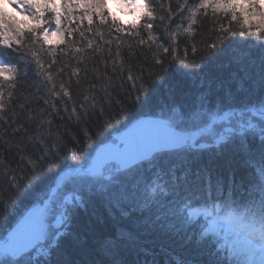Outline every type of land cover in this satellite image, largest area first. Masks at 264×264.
<instances>
[{"label": "trees", "instance_id": "obj_1", "mask_svg": "<svg viewBox=\"0 0 264 264\" xmlns=\"http://www.w3.org/2000/svg\"><path fill=\"white\" fill-rule=\"evenodd\" d=\"M31 11L40 22L24 24L19 34L12 35L4 52L15 71L9 73L10 78L0 76L5 105L0 111V238L25 210L42 200L45 186L70 160L83 154L74 144L82 143L85 135L92 138L86 146L92 145L139 117L166 113L171 104L190 114L198 108L251 105L264 96V36L248 35V25L240 27L244 19L239 12V19L232 21L223 13L214 19L209 10L208 16L198 17L199 23L193 25L196 34L189 37L183 32L188 21L182 17L187 13L179 10L177 0H147L146 14L129 28L107 15L97 18L92 11H68L61 13L60 38L46 44L39 26L45 27V21L51 25L55 11L50 5ZM147 23L152 29L144 27ZM221 24L236 35L223 33ZM251 26L254 30L255 25ZM149 32L154 41L149 40ZM173 32L185 41L184 47L173 44L169 35ZM221 36L215 49L206 47ZM165 47L168 52L163 51ZM256 141L244 157L231 151L210 159L199 156L202 160L197 166L191 163L183 170L193 167L201 174L224 178L234 171L233 178L245 182L262 163L261 141ZM43 153L46 159L38 160ZM170 162L166 158L163 165ZM237 164L247 170L246 175L234 170ZM182 171L177 175L180 180ZM196 171L188 182L174 186L180 192L188 189L197 179ZM115 183L87 195L82 206L74 209L79 210V217L69 216L56 244L29 264H156V253L148 241L162 239L174 251L172 264H226L216 243L201 236L197 225L185 216L175 215L168 201L140 202L145 195V185H141L135 199L134 193L126 197L140 204L141 211H133L123 200L117 204L115 196L106 194ZM166 210L173 214L172 224L162 222ZM146 211L156 214L149 223L138 215ZM151 229H160V235L154 238ZM176 254L185 259L179 261Z\"/></svg>", "mask_w": 264, "mask_h": 264}, {"label": "snow or ice", "instance_id": "obj_2", "mask_svg": "<svg viewBox=\"0 0 264 264\" xmlns=\"http://www.w3.org/2000/svg\"><path fill=\"white\" fill-rule=\"evenodd\" d=\"M259 0H248L249 7L254 9L255 11L250 14H245L243 10V6L241 0H177V6L179 10L183 13L186 12V16H183L182 19H187L188 24L186 28H183V32L187 33L189 37H192L196 34L193 25L199 23L198 17L200 16H208L209 10H211L212 17L214 19L218 18V14L223 13L224 16H230L232 21H237L239 17L237 16V8L240 7V15L244 17L243 23L240 24L241 28H244L245 25H248V35L255 37L264 36V12H260L257 9V3ZM26 3L30 8L36 9L38 12L41 9H48L50 4H54V0H26ZM95 7H103L102 0L98 2ZM257 16L258 23L255 25V29L250 23V16ZM149 19L152 18L151 11L148 12ZM34 19H39V16L33 15ZM163 19V18H161ZM57 24H59V17L56 18ZM218 22V21H217ZM5 19L3 13H0V29L5 27ZM13 24L16 21H12ZM147 29H152L153 25L151 23H147L144 25ZM181 25H177V29H180ZM220 29L223 33L227 35H236V33L229 28H225L223 24L220 25ZM30 31H32L30 29ZM19 34V32L17 33ZM178 33H169L171 36L173 44L176 41V35ZM47 32H45V36ZM240 35H244L243 32ZM149 40L154 41V37L149 32ZM223 40V36L219 37L216 42L211 43L210 45H206L211 49H215L220 41ZM141 43H144L141 40ZM91 46V45H89ZM10 47V45H9ZM264 48V46H262ZM164 52H168L169 48H163ZM173 53H175L176 49L173 47ZM192 51H196L195 45H193ZM211 54V53H210ZM120 53L117 52V56L119 57ZM158 64L161 63L159 59L156 61ZM9 61H0V75L4 73H13L15 71L14 68L9 67ZM123 67V65H121ZM130 71V70H129ZM26 74V73H25ZM10 78V77H5ZM129 80H133V76L131 74L128 75ZM10 87H15V84L10 85ZM94 87V85H93ZM63 88V85H61ZM138 91H143V89H138ZM68 93L65 92V95ZM11 96V93H9ZM4 92L2 88H0V111H2L5 107L4 102ZM87 100V97H85ZM259 107L252 112V115L247 121L243 123H239L237 125V131L239 132L240 139L239 145L242 150L247 151V143L246 138L249 135H254L255 133H259L261 138V148H260V158H261V166L259 168V196L258 198H249L247 202L242 204L243 211H234L229 212L228 215L232 219V224L235 229L241 230L240 235H248L255 236L257 239L248 244L247 248L243 252L237 253V255H242L245 257L243 264H264V96H261L257 101ZM83 107V105H81ZM94 107V105H93ZM73 113L75 114V109H73ZM84 116H87L88 113L84 112ZM79 119V116H77ZM252 121H255L253 123ZM19 131V129H17ZM184 141L180 138L179 134L175 131L174 128L165 127L163 129H155L149 136L145 138L143 141L144 148L142 149L140 155L146 156L148 155L153 148L159 147L160 145H170L172 147H180ZM47 154L43 153L38 160L46 159ZM152 168L159 169V171H163V163L164 157L159 160L150 161ZM135 164V158L130 160L127 164L128 174L118 178V183L112 184V186L106 189V194L108 196H115L116 203L120 204L121 200L125 197L130 196L132 193L139 194L141 188V181H144L145 185V197H147V180L144 178L145 169L139 165ZM101 167H106V165H98L97 171L99 173ZM35 175V173H33ZM15 177H13V180ZM135 199V197H133ZM227 207V205H224ZM28 220H24L18 225L17 229L10 234L8 239L5 241L3 245H0V264H21L23 257L26 255V249L31 243V239L26 233V225ZM247 239V237H246ZM253 256L255 259H247V257Z\"/></svg>", "mask_w": 264, "mask_h": 264}, {"label": "rangeland", "instance_id": "obj_3", "mask_svg": "<svg viewBox=\"0 0 264 264\" xmlns=\"http://www.w3.org/2000/svg\"><path fill=\"white\" fill-rule=\"evenodd\" d=\"M1 1L5 4L4 6L5 8H3L4 10L0 9V13H3L4 15V19L6 22L5 24L11 27L12 30H15V28L18 27L20 23H24V20H22L17 16V14L21 12L17 10V6L13 0H1ZM105 2L110 10L111 16L117 18L118 20H120V16L124 17V21L120 20L121 23H123L124 25L133 24L139 18V15L144 7V0H105ZM262 3L264 4V0H262ZM13 20L16 21L15 24L12 23ZM43 37H45L47 41L49 39L52 40L55 37V33L50 30L47 32V35ZM256 108L258 107H255V109ZM240 112L241 114L236 115V117L231 116L229 122H231L232 124H237V123L239 124V123H243L244 121H247L250 118V115L248 113L247 115L242 114L245 113L244 110ZM169 116L170 115L167 116L169 120L173 121L170 123L172 126H177L176 123H178L179 121L188 119V115L178 116L175 114L172 117ZM207 117L208 119L203 124L201 123L205 119L203 116H199V117H195L192 121L184 123L179 127L180 130L186 129L185 131H182V134L186 137H189L188 139L192 140V141L189 140L188 143L186 142L188 146L197 147L198 145L199 147H202L205 145L206 142H204L203 144H195V143L203 141V138L205 139L207 138L206 140H213L214 138H225L229 134L228 132L220 131L223 129L222 126L224 124L223 122H221L219 125L213 123L208 124V122H210L209 115H207ZM229 122L227 124H229ZM252 122L255 123V121ZM196 126L200 128H197L195 130L192 129ZM214 126H217L216 127L217 130L214 129ZM194 131H196L195 135L192 134ZM85 161H86L85 163L86 167H88L90 163V158H86ZM68 169L70 171L75 170V167L68 166ZM117 170H118L117 167L111 165L105 167L102 173L97 177H91V176L88 177L87 175H81L80 173L73 175L65 174V177L62 174L58 175V183H60L61 185H57L55 187L56 190L50 199L51 202L49 204L48 210L45 213L46 221L48 222L47 225L45 223V237H44V241L39 245L37 252H42L43 250H45L46 247L53 241V237L56 235V232L52 229V221H53V225H55L57 228H59L61 226V223L65 221L64 218V213L66 210L65 203L69 199L75 200L77 202L81 201V197L78 196L79 194L84 193V195H87L89 191L98 190L107 181L104 179V175L109 174L110 179H112V175H115ZM80 177L83 180L80 181L79 180ZM78 181H80L79 185L76 186L75 183H77ZM82 183H84L85 185H82ZM86 190H88V192H86ZM54 209H56L55 212ZM211 231L217 232L222 236L227 235V237L231 238V240L224 247L231 249L230 252L233 255H235L234 257L239 256L237 255V253L243 252L247 248L248 244H250L252 241L256 239L254 237H250L251 235H248L247 233H245V235H240L241 230L238 229L236 230L233 227V224L231 223L225 225V224H221L217 220L212 221ZM3 241L4 238H0V245L3 244ZM26 258L28 259L29 256ZM243 258L245 260L244 256ZM255 258L256 257L253 256L247 257V259H255ZM24 261L26 260L23 259L21 261V264H23L22 262Z\"/></svg>", "mask_w": 264, "mask_h": 264}, {"label": "bare ground", "instance_id": "obj_4", "mask_svg": "<svg viewBox=\"0 0 264 264\" xmlns=\"http://www.w3.org/2000/svg\"><path fill=\"white\" fill-rule=\"evenodd\" d=\"M121 19L124 21V17H121ZM175 44L176 45H178L180 48L181 47H184V45H185V41H183V39H181L180 38V36H179V34H177L176 35V41H175ZM179 51V50H178ZM240 90H241V95H244V92H243V89H242V86L239 88ZM255 107H259V104L258 103H255V104H251V105H245V108L244 109H248V108H252V109H255ZM166 108H167V114L168 115H172L173 114V112H174V110H176V111H179V109H176L175 108V106L173 105V104H171V105H168V106H166ZM182 112V111H181ZM194 113H198V114H204V113H211V114H213V115H216V114H218V112H217V110L216 109H214V108H211V107H208V108H206V109H197L196 110V112H194ZM190 114H193V113H190ZM223 126V131L224 132H228L229 134L225 137V139L227 140V141H230V133L231 132H234L235 133V130H234V128H229L228 126V124H227V122H224V124L222 125ZM85 140L82 142V143H80L79 141H77V144H74V146L76 147V148H79V151L81 152V153H83L82 155H80V156H75L72 160H70V164L68 165V166H70V165H74L75 166V172H78V171H80V170H83V169H85L84 168V164L86 163V161H85V159L86 158H90V161H91V158H92V153H91V149L92 148H98L99 146H101V145H104L103 147H107V146H114V147H116L115 145H113L112 143H108L111 139H112V133L111 134H109L107 137H103V138H100L99 140H98V142L96 143V141L94 142V143H92V145H89V146H86V144H88V143H90L91 141H92V138H91V136L90 137H88V136H86L85 135ZM257 140V134H254V135H249V136H247V138H246V143H247V146H250V147H252L253 145L255 146V143L257 142L256 141ZM115 142H122L123 144H121L120 145V148H117L118 150H120L121 152H123V149H126L127 151H129L130 153H132V151L134 150V148H137V149H140V153H141V151H142V149L144 148V145H142V146H140V145H137L136 146V143H134V141H132L131 139H126V138H123V136L122 135H120V134H117L116 135V139L114 140ZM235 141H236V139H234L233 140V144H235ZM223 144H225V142H222V145ZM85 146H86V148H85ZM237 146H240L238 143H237ZM101 149V148H100ZM228 149H229V147H228ZM244 150H243V152L242 153H239L242 157H244V155H246L247 154V151H246V154H244ZM184 155H186V157H181L180 158V162H181V164L184 166V167H186V165H191V163H194L195 164V166H197V164L199 163V161H201L202 159L196 154V153H191V154H187V152H182ZM182 154V155H183ZM146 156H154V157H150V159L147 161V164H151L150 163V161H152V160H159L160 158H162V157H164L165 156V153H164V147L163 146H159L158 148H157V150H156V153L155 152H150L148 155H146ZM113 160H115L121 167H124L125 169H124V171L123 170H120L119 168H118V170H117V172H116V174L115 175H113L114 177H116L117 178V180H118V178H120V177H122V176H124V175H126V172H127V170H128V167H127V164H128V162H129V160H128V157H125V156H121L120 158H116V159H113ZM97 163H96V161H95V159H93L92 160V163H91V165H90V167L87 169V172H89V176H91V177H97L96 175H95V173H92V172H97V169H96V167L95 166H93V165H96ZM98 165V164H97ZM167 165V164H166ZM165 165V166H166ZM235 168L236 169H234V170H237V171H240L241 169H242V167L240 166V164H237V166H235ZM193 171H196V170H193V167H192V170L191 169H188V170H183L182 171V175H181V180H180V178H179V176L178 177H176V180H175V182H174V184L175 185H180V183H184V182H188L189 181V179H191L192 178V176H193ZM197 172V171H196ZM233 172L234 171H228V174L230 175V176H234L233 175ZM61 173H63V171L62 172H60L59 174H61ZM240 173L242 174V175H246V173H247V170H241L240 171ZM58 174V175H59ZM109 174H107V176H108ZM64 177H65V175H63ZM249 177V174H248V176H247V178ZM240 178H236V180H239ZM79 180L81 181V180H83V179H81V177L79 178ZM80 181H78L77 183H75L76 184V186H78L79 185V182ZM203 182V184H205L206 186H209V187H214V190L217 188V187H219V183H217V180L214 178V176H211V178L209 177L208 179H206V181H202ZM82 185H85L84 183H82ZM105 186V185H104ZM103 186V187H104ZM102 187V188H103ZM174 188H177V187H174ZM99 191L101 190V188H99L98 189ZM219 190V189H218ZM86 192H88V190H86ZM219 192V191H218ZM123 201L124 202H126L127 204H128V207H131V209L133 210V211H141V209H140V204L139 203H136L133 199H127L126 197L123 199ZM35 208H38V211H39V213H40V216L42 217V219H43V221L46 223V225L48 224V222L46 221V215H45V213H46V211L48 210V208H46V207H44V206H38V207H29L27 210H25L24 212H26V211H31V210H33V209H35ZM56 211V209H54V212ZM70 213V216L71 215H73V220H75V218H77V217H79V215H77L78 213H80L79 212V210H72V211H70L69 212ZM151 212H149V211H146V213L145 214H140V213H138V215L139 216H141V217H145L144 218V223H149L150 221H149V219H150V216H152V217H155L156 216V214H154L153 215V213H151ZM87 215H91V214H89V212L88 213H86ZM55 216V215H54ZM54 218V217H53ZM161 218H162V222L163 223H168V224H172L173 223V220H174V217H173V214H172V212H170V211H168V210H166V211H164L163 213H162V215H161ZM68 225V224H67ZM52 229L57 233V231H58V228L55 226V225H53V221H52ZM150 232L151 233H154L155 234V236H154V238H157L159 235H160V232H161V230L160 229H151L150 230ZM148 243H149V245H150V247L149 248H151L155 253H156V264H172L171 262H169V261H171V256L172 255H174V251L173 250H171L172 249V247L171 246H168V244H167V241L166 240H164V239H162V240H158L157 242H155L154 243V240H151V241H148ZM58 245H59V247H61V244H60V240L58 241ZM28 252L30 253V254H34L35 253V250H28ZM175 253H178L177 251L175 252ZM176 256H177V258H178V260L179 261H181V260H184L185 258L184 257H182L181 255H179V254H176ZM105 264H114V263H112V262H110V261H106L105 262Z\"/></svg>", "mask_w": 264, "mask_h": 264}, {"label": "water", "instance_id": "obj_5", "mask_svg": "<svg viewBox=\"0 0 264 264\" xmlns=\"http://www.w3.org/2000/svg\"><path fill=\"white\" fill-rule=\"evenodd\" d=\"M165 127L167 126L163 122H159L158 120L142 119L136 122L135 124H133L130 128H128L126 130V133H123L124 134L123 138L131 139L132 141H134V143H136V146L137 145L142 146L144 145L143 141L145 140V138L149 136L155 129H163ZM161 146H163L164 149L173 148L170 145H161ZM157 148L158 147L153 148L152 152L156 151ZM121 156L128 157L129 161L135 158V163L148 158V156H141L140 149H137V148H134L132 153H130L126 149H123V152H121L113 146H107L101 150V153L99 155V161L101 163L115 161L113 159L120 158ZM97 164L100 165L98 161H97ZM26 219L28 220V223L26 225V233L30 237L31 243L29 244V246L27 247L25 251L29 250L37 241L41 240L42 221L40 219V213L38 211V208H35L29 211L23 217V219L15 226V228L7 235V238H8L10 234L13 233L17 229L18 225H20V223Z\"/></svg>", "mask_w": 264, "mask_h": 264}]
</instances>
